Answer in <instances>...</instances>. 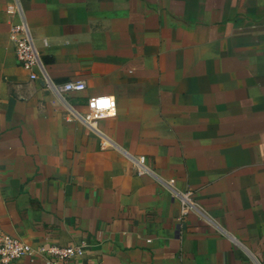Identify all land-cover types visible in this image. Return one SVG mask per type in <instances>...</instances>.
I'll use <instances>...</instances> for the list:
<instances>
[{
	"label": "crops",
	"instance_id": "0c3cea01",
	"mask_svg": "<svg viewBox=\"0 0 264 264\" xmlns=\"http://www.w3.org/2000/svg\"><path fill=\"white\" fill-rule=\"evenodd\" d=\"M14 6L83 91L28 81ZM169 179L211 223L178 219ZM0 233L84 243L85 264H264V0H0Z\"/></svg>",
	"mask_w": 264,
	"mask_h": 264
},
{
	"label": "built area",
	"instance_id": "2783aa9c",
	"mask_svg": "<svg viewBox=\"0 0 264 264\" xmlns=\"http://www.w3.org/2000/svg\"><path fill=\"white\" fill-rule=\"evenodd\" d=\"M8 13L17 17V22L9 28L8 43L11 45L16 65L27 73L28 81L41 82L42 88L60 101H63L65 94L69 92L83 91L85 84L82 81H68L58 84L51 80L41 62L40 49L47 46L46 40L41 38L40 48L36 47L18 6L8 10ZM87 108L88 112L83 115L81 120L90 129H94L98 120L110 117L112 109L108 97L89 100ZM133 162L135 166L142 168V157H138ZM161 185L176 201L179 220L192 214L211 223L197 209L190 190L176 189L174 181L171 179L162 181ZM85 248L84 243L58 246L47 240H43L37 245H31L19 238L0 233V264H15L17 259L24 256L31 261H40L43 264H85Z\"/></svg>",
	"mask_w": 264,
	"mask_h": 264
}]
</instances>
